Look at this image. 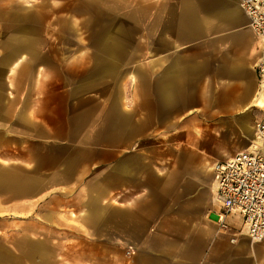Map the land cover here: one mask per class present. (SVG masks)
<instances>
[{"label": "crops", "instance_id": "crops-1", "mask_svg": "<svg viewBox=\"0 0 264 264\" xmlns=\"http://www.w3.org/2000/svg\"><path fill=\"white\" fill-rule=\"evenodd\" d=\"M262 53L240 0H0V264H264L213 170Z\"/></svg>", "mask_w": 264, "mask_h": 264}, {"label": "built area", "instance_id": "built-area-1", "mask_svg": "<svg viewBox=\"0 0 264 264\" xmlns=\"http://www.w3.org/2000/svg\"><path fill=\"white\" fill-rule=\"evenodd\" d=\"M255 33L264 40V0H240ZM258 93L264 106V53L257 63ZM215 197L220 205L218 220L237 213L241 230L251 240H264V120L256 125L250 147L238 151L224 161H217Z\"/></svg>", "mask_w": 264, "mask_h": 264}]
</instances>
